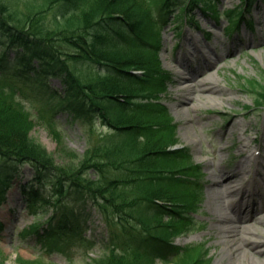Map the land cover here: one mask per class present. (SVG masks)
<instances>
[{"label":"trees","instance_id":"obj_1","mask_svg":"<svg viewBox=\"0 0 264 264\" xmlns=\"http://www.w3.org/2000/svg\"><path fill=\"white\" fill-rule=\"evenodd\" d=\"M38 2L34 11L19 13L0 0V77H24L36 88L44 86L55 99L50 109L64 111L80 125L86 147L82 154L71 153V162H56L30 136L38 123L62 149L56 119L34 118L12 99L20 88L1 86L0 205L13 178L27 165L32 177L17 183L20 204L37 217L51 210L40 234L45 245L80 241L86 227L83 205L91 203L110 227L125 222L141 233L132 256L112 249L91 264L174 259L177 264H204L199 252L193 251L191 258L188 247L173 244L190 224L179 210L194 199V184L186 176L196 178L200 167L193 165L188 149L173 147L177 126L162 102L171 76L159 60V32L167 20L174 22L199 5L215 15L213 0ZM154 3L156 15L148 8ZM55 5L58 10L47 25L42 13ZM232 15L236 23L241 19L236 9ZM7 49L14 51V58L6 57ZM82 65L90 72L82 71ZM51 77L59 80V91L47 85ZM240 84L256 107L264 108L262 80L241 77ZM96 123L105 132L92 138Z\"/></svg>","mask_w":264,"mask_h":264},{"label":"rangeland","instance_id":"obj_2","mask_svg":"<svg viewBox=\"0 0 264 264\" xmlns=\"http://www.w3.org/2000/svg\"><path fill=\"white\" fill-rule=\"evenodd\" d=\"M1 1L8 8L18 10L19 13H24L26 10L34 11V8L40 6L38 0L37 2L33 0ZM254 3L250 11L245 13V18L250 19L252 25H248L245 19L241 24L234 25L235 29L231 30L233 26L227 25L226 12L240 6V0H218L216 5L220 11L219 18H212L209 14L208 17L203 16L197 9L192 13L194 20L198 22V29L188 25L176 30L173 28L174 24L166 23L161 31L164 41L160 59L163 68L170 71L174 77L173 83L167 90L165 104L173 121L178 125L175 133L177 146L189 148L195 164L202 167L199 182L203 190L198 197L199 203L196 205V210L192 214L195 220L194 226L185 234L178 236L175 242L181 246L198 247L200 245L208 251L207 254L213 259L214 264H247L246 261L240 263L233 260L232 255L224 249L218 217L229 215L234 218V214L230 210L220 212L218 208L219 204L226 203V194L221 193L219 197L212 195V189L218 188L214 184L219 178L217 175L223 172V176L228 178V175H232L239 166L242 172L241 182L245 185H257L264 195V109L253 110V97L246 93L240 84L241 77L254 76L262 80L264 84V4ZM148 8L152 9L156 15L155 3L150 4ZM46 9L42 13L43 21L47 25L52 24L58 6ZM196 47L204 53V59ZM6 54L8 59L14 58V51L7 50ZM211 62H214V65L206 74H193L189 82L185 81V78L190 77V73L204 70ZM12 65L10 68L15 66L14 63ZM81 70L90 72L86 65H82ZM206 76L216 81L225 91L223 96L205 97L197 91H185L186 86ZM46 82L52 90L61 89L56 79L51 78ZM5 85L22 90L21 93L15 91L14 94L18 99L26 98L23 99L24 107L30 113L39 114V117L43 119H49L50 116H53L52 120L56 119L64 140L62 149H57V143L40 124L36 123L30 133L33 139L39 141L48 152L54 155L56 162L66 164L67 160L71 162L69 158L71 153L82 154L85 151L86 140L82 136L80 125L70 121L64 111L51 110L55 99L49 97L50 94L44 86L41 89L36 88L24 77L14 76L11 79L1 76L0 87ZM188 97L191 100H187ZM94 128L92 138L101 131L105 132L98 123ZM21 174V181H25L31 175L27 166H23ZM237 178L239 179V176ZM16 194V190L11 191L6 203L0 207V219L7 222L5 230L0 233V263L88 264L91 260L101 258L112 247H117L118 250L124 248L127 251L135 247L137 231L132 230L128 225L122 228L115 226L110 228L101 213L89 203L83 205L82 214L86 216V229L81 240L60 243L56 248H45V244L35 241L34 233L24 232L26 226L32 222V218L19 209ZM238 204L244 207L240 201ZM256 204V208H260L261 204H264V196L261 202L256 199ZM8 207H14V210L8 213ZM249 207L255 210L254 205L250 204ZM257 211L256 209L253 212ZM47 214L48 212L43 214L38 222H43ZM246 214L244 212V215ZM260 215L263 216L264 211L256 215L260 221L250 219L247 224L256 231L264 233V221ZM43 228L41 226L39 231ZM190 256L193 258L194 253H190ZM262 257L250 264H259L260 261L263 263Z\"/></svg>","mask_w":264,"mask_h":264},{"label":"bare ground","instance_id":"obj_3","mask_svg":"<svg viewBox=\"0 0 264 264\" xmlns=\"http://www.w3.org/2000/svg\"><path fill=\"white\" fill-rule=\"evenodd\" d=\"M200 54L204 58V54L202 52H200ZM213 65L214 62H211L207 64L204 70L198 71L194 69V71L196 70L197 72L190 73V77H188V80L186 81L189 82L195 74H206L208 69ZM191 71H193V69H191ZM216 72L218 73V70ZM187 90H192V92L197 91L200 95L205 97H221L225 94V91L221 89L219 84L216 83V81H212L209 76L201 78V80L196 83L186 86L185 91ZM187 100H191V98L188 97ZM223 174L224 173L222 172L221 175H217L219 178L214 184L218 188L212 189V195L214 197L221 196V193L226 194L227 197L226 203L223 205L219 204L218 208L220 212H226L228 210L232 211V213L236 215L235 219L238 222L245 220L241 214L249 210L248 201L251 200L252 203L255 204L256 198H259V201L261 202V192L258 191L257 188L251 189L250 184H248V186L242 184L240 177L239 179L237 178L239 175V168H236L232 175H228L230 178H226ZM231 177H233V180H231ZM238 197L239 200L241 199L240 202L244 204L245 207L242 211H240L241 207L236 199ZM257 210L258 211L256 213H252L250 215L249 212L247 213V216L249 217L248 220L253 218L255 221H260V218L256 219L255 216L264 211V204H261V207L257 208ZM260 217H262V221H264V215H260ZM234 223V219L229 215H221L220 220H218V224L220 225L219 229L221 231L220 237L223 240L224 249L229 252V255H232L233 260L239 261L240 263L241 261H246L247 264H250L263 256L261 258L263 259V263L260 261L259 264H264V233L256 231L255 228L247 227L248 225L242 223L236 225Z\"/></svg>","mask_w":264,"mask_h":264}]
</instances>
